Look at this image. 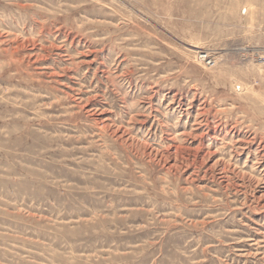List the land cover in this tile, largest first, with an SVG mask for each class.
Returning <instances> with one entry per match:
<instances>
[{
  "label": "rangeland",
  "instance_id": "obj_1",
  "mask_svg": "<svg viewBox=\"0 0 264 264\" xmlns=\"http://www.w3.org/2000/svg\"><path fill=\"white\" fill-rule=\"evenodd\" d=\"M0 264H264V0H0Z\"/></svg>",
  "mask_w": 264,
  "mask_h": 264
},
{
  "label": "bare ground",
  "instance_id": "obj_2",
  "mask_svg": "<svg viewBox=\"0 0 264 264\" xmlns=\"http://www.w3.org/2000/svg\"><path fill=\"white\" fill-rule=\"evenodd\" d=\"M251 50V49H250ZM204 57V56H203ZM149 98V97H148ZM185 134V133H184Z\"/></svg>",
  "mask_w": 264,
  "mask_h": 264
}]
</instances>
